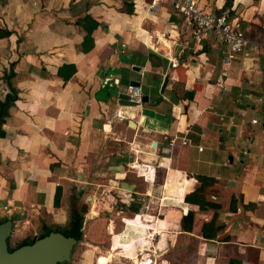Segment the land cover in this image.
I'll use <instances>...</instances> for the list:
<instances>
[{
  "label": "crops",
  "instance_id": "0c3cea01",
  "mask_svg": "<svg viewBox=\"0 0 264 264\" xmlns=\"http://www.w3.org/2000/svg\"><path fill=\"white\" fill-rule=\"evenodd\" d=\"M227 9L249 43L225 71L224 46L167 0H0L11 242L81 219L79 243L119 239L133 264H264V0ZM131 83L145 101L124 114Z\"/></svg>",
  "mask_w": 264,
  "mask_h": 264
},
{
  "label": "built area",
  "instance_id": "2783aa9c",
  "mask_svg": "<svg viewBox=\"0 0 264 264\" xmlns=\"http://www.w3.org/2000/svg\"><path fill=\"white\" fill-rule=\"evenodd\" d=\"M162 0H154L157 3ZM171 3L173 15L180 20L182 26L194 41L202 40L208 34H214L218 41L224 46L221 50L222 64L228 66L248 45V39L241 29L238 21L230 17V10L225 9L220 14L207 12L194 0H167ZM264 49V44L262 45ZM175 64V62H172ZM223 84L218 83V88ZM126 95L128 102L139 106L142 104V91L138 86H128ZM253 123H256L254 120ZM186 141H182L186 145ZM174 140H170L172 146Z\"/></svg>",
  "mask_w": 264,
  "mask_h": 264
},
{
  "label": "water",
  "instance_id": "95a60500",
  "mask_svg": "<svg viewBox=\"0 0 264 264\" xmlns=\"http://www.w3.org/2000/svg\"><path fill=\"white\" fill-rule=\"evenodd\" d=\"M138 86L137 83H131ZM141 101H145L144 98ZM120 105L124 111L137 106L128 102V96L123 94ZM12 222L0 224V264H64L71 261L74 248L79 242L72 236H65L60 231L50 232L32 244L12 245Z\"/></svg>",
  "mask_w": 264,
  "mask_h": 264
},
{
  "label": "rangeland",
  "instance_id": "374dc122",
  "mask_svg": "<svg viewBox=\"0 0 264 264\" xmlns=\"http://www.w3.org/2000/svg\"><path fill=\"white\" fill-rule=\"evenodd\" d=\"M87 206H91L90 204H87ZM93 229V227H92ZM62 232H65L64 228L55 229ZM86 237V236H85ZM92 236L86 237L84 241H81L73 251V255L71 258V261L64 264H133V259H139L141 257L140 254H135V252H124L122 250H118L119 247L123 246L122 243L118 239V245L112 248L111 245L112 242L110 241L107 243L101 242L99 245H95L90 243V240ZM22 239V238H21ZM20 238H17L15 235L12 238V245L14 244V241H21ZM105 243V244H104ZM99 247H103L102 251L107 253H101L98 249ZM124 252V253H123ZM99 256V260H97L96 257ZM142 260V259H141ZM143 261V260H142ZM141 261V263H142Z\"/></svg>",
  "mask_w": 264,
  "mask_h": 264
},
{
  "label": "trees",
  "instance_id": "16d2710c",
  "mask_svg": "<svg viewBox=\"0 0 264 264\" xmlns=\"http://www.w3.org/2000/svg\"><path fill=\"white\" fill-rule=\"evenodd\" d=\"M232 1L233 0H226L224 7H223V10L229 8L232 4ZM11 76L12 75L9 74V76L6 77L7 84L9 86V94L6 96L5 99H3V100L0 99V137L5 136V133L2 130V125L5 121V118L8 117L9 109L13 106V103H14V100L16 97V92L13 89H10V82L9 81H10ZM196 193L197 192L193 193L192 195L187 196L186 199L190 200V197L195 196ZM55 198L58 200V192H57ZM55 202H56V200H55ZM55 206H57V203H55ZM81 227H82V220L76 219L72 222L71 226L63 233V235H65V236L72 235L79 242L81 240V237H82ZM49 233H47L45 235H48ZM45 235H43V236H45ZM205 235L208 236L206 233H205ZM24 244L25 243H22L21 245H24Z\"/></svg>",
  "mask_w": 264,
  "mask_h": 264
},
{
  "label": "flooded vegetation",
  "instance_id": "af4514ba",
  "mask_svg": "<svg viewBox=\"0 0 264 264\" xmlns=\"http://www.w3.org/2000/svg\"><path fill=\"white\" fill-rule=\"evenodd\" d=\"M33 242H35V241H33V239H31V240L27 241L25 244H32ZM14 244L21 246V243H19V242H15Z\"/></svg>",
  "mask_w": 264,
  "mask_h": 264
},
{
  "label": "bare ground",
  "instance_id": "6f19581e",
  "mask_svg": "<svg viewBox=\"0 0 264 264\" xmlns=\"http://www.w3.org/2000/svg\"><path fill=\"white\" fill-rule=\"evenodd\" d=\"M139 264V263H138Z\"/></svg>",
  "mask_w": 264,
  "mask_h": 264
}]
</instances>
